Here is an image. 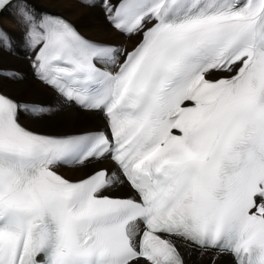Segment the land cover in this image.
<instances>
[{
	"label": "snow or ice",
	"instance_id": "1",
	"mask_svg": "<svg viewBox=\"0 0 264 264\" xmlns=\"http://www.w3.org/2000/svg\"><path fill=\"white\" fill-rule=\"evenodd\" d=\"M61 2L100 7L136 39L91 40L31 0H0L16 9L34 78L105 120L41 133L20 113L51 109L0 87V264H186L182 248L264 264V0ZM105 160L76 179L58 171Z\"/></svg>",
	"mask_w": 264,
	"mask_h": 264
},
{
	"label": "bare ground",
	"instance_id": "2",
	"mask_svg": "<svg viewBox=\"0 0 264 264\" xmlns=\"http://www.w3.org/2000/svg\"><path fill=\"white\" fill-rule=\"evenodd\" d=\"M31 4L37 10L63 13L78 26L82 33L94 40L116 43L129 49L136 39L135 37L128 39L111 29L100 7H84L76 2L62 3L61 0H31ZM0 28L8 34L9 42L13 45L11 51H0V69L19 72L24 76L23 80L14 81L0 75V87L22 104L32 100L43 103L45 107L51 109L48 114L39 118L22 110L19 118L23 125L38 132H48V134L84 132L100 129L105 125V120L100 113L82 111L73 104H65L57 92L34 78L29 60L32 53L25 46L24 28L18 22L15 7H8L2 12ZM101 166L111 165L107 160L103 164L93 161L85 166L68 167L65 172L76 179ZM127 190H129L127 187H119L114 191L122 195ZM181 250L185 253L186 264H209L210 257L207 254L201 256L199 253L183 248ZM217 264H230V260L228 257H223L217 260Z\"/></svg>",
	"mask_w": 264,
	"mask_h": 264
},
{
	"label": "rangeland",
	"instance_id": "3",
	"mask_svg": "<svg viewBox=\"0 0 264 264\" xmlns=\"http://www.w3.org/2000/svg\"><path fill=\"white\" fill-rule=\"evenodd\" d=\"M56 12H59V11H56ZM59 13H61V12H59ZM63 14V13H62ZM17 55H19V54H17ZM27 102H36V101H32V100H30V101H27ZM96 128H98V127H96ZM46 133H48V132H46ZM53 134V133H52ZM56 134V133H55ZM94 167V166H93ZM116 194H119V193H117L116 192Z\"/></svg>",
	"mask_w": 264,
	"mask_h": 264
}]
</instances>
